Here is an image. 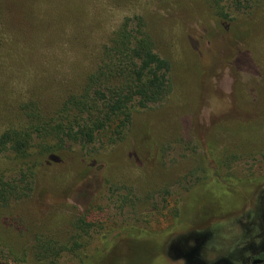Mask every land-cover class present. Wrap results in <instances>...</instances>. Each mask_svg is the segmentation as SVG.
Instances as JSON below:
<instances>
[{
  "label": "rangeland",
  "instance_id": "374dc122",
  "mask_svg": "<svg viewBox=\"0 0 264 264\" xmlns=\"http://www.w3.org/2000/svg\"><path fill=\"white\" fill-rule=\"evenodd\" d=\"M13 1V2H12ZM0 134L19 102L79 92L125 19L171 90L123 139L55 156L0 150V264H253L264 251V0H0ZM225 14L226 16H224ZM36 143V142H35Z\"/></svg>",
  "mask_w": 264,
  "mask_h": 264
},
{
  "label": "trees",
  "instance_id": "16d2710c",
  "mask_svg": "<svg viewBox=\"0 0 264 264\" xmlns=\"http://www.w3.org/2000/svg\"><path fill=\"white\" fill-rule=\"evenodd\" d=\"M226 1L213 0L217 5ZM6 8L0 2L1 14ZM144 25L140 20L135 28L132 19H125L104 46L101 63L88 75L83 88L67 94L53 115L36 100L19 102L23 122L8 123L0 134V150L26 159L35 155L33 147L40 155L55 156L69 142L89 145L103 136L110 143L123 139L135 111L161 103L171 90V62L156 51L151 34L141 29ZM31 174L23 172L21 184L4 182L0 204L29 195ZM255 257L264 262V252Z\"/></svg>",
  "mask_w": 264,
  "mask_h": 264
},
{
  "label": "flooded vegetation",
  "instance_id": "af4514ba",
  "mask_svg": "<svg viewBox=\"0 0 264 264\" xmlns=\"http://www.w3.org/2000/svg\"><path fill=\"white\" fill-rule=\"evenodd\" d=\"M261 252H264V251H261ZM261 252H259V253H257V254H260ZM257 254H255L254 256L251 257V261L253 262V264H264V262L259 261V259H256L255 256H256Z\"/></svg>",
  "mask_w": 264,
  "mask_h": 264
}]
</instances>
